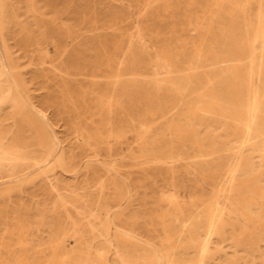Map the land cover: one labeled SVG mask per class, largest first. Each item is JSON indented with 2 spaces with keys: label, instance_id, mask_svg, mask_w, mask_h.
Here are the masks:
<instances>
[{
  "label": "rangeland",
  "instance_id": "1",
  "mask_svg": "<svg viewBox=\"0 0 264 264\" xmlns=\"http://www.w3.org/2000/svg\"><path fill=\"white\" fill-rule=\"evenodd\" d=\"M200 1L0 0V264H264L257 11Z\"/></svg>",
  "mask_w": 264,
  "mask_h": 264
},
{
  "label": "bare ground",
  "instance_id": "2",
  "mask_svg": "<svg viewBox=\"0 0 264 264\" xmlns=\"http://www.w3.org/2000/svg\"><path fill=\"white\" fill-rule=\"evenodd\" d=\"M148 1H149V0H148ZM152 1H153V0H152ZM201 1H202V0H201ZM201 1H200V2H201ZM234 1H235V0H234ZM236 1H237V0H236ZM236 1H235V2H236ZM240 1H241V0H240ZM242 1H243V0H242ZM247 1H250V0H247ZM154 2H156V1H154ZM173 2H174V1H173ZM181 2H182V1H181ZM219 2H220V0H219ZM223 2H224V1H223ZM251 2L254 3V5H255V7H256V10H255V9H254V10L257 11V12H255V13H256V17H255V18H256L257 21L254 22V23H256V26H255L254 31L252 30V31H253L252 37H254V39H253L254 43H253V45L251 46V48L248 50V54H249V57H251L252 63L250 62V59H249V62H250V63L252 64V66H253V63H254V65H255V58H256V55H257V54L255 53V51H256V46H257V45H256V41H257L258 39H262V40H263V41H262V42H263V47H264V18H263V17H264V0H252ZM152 3H153V2H152ZM175 3H176V2H175ZM216 3H217V2H216ZM230 3H231V2H230ZM240 3H241V2H240ZM145 4H146V3H145ZM156 4H157V2H156ZM242 4H243V3H242ZM159 5H160V4H159ZM161 5H162V4H161ZM217 5H219V4H217ZM245 5H247V4L245 3ZM250 5H251V4H250ZM254 5H252V7H253ZM231 6H232V4H231ZM236 6H238V4H236ZM141 7H142V6H141ZM144 7H145V6H144ZM215 7H216V6H215ZM241 7H242V5H241ZM244 8H247V7H244ZM219 9H220V8H219ZM239 9H241V8H239ZM239 9H238V10H239ZM247 9H248V8H247ZM251 9H252V8H251ZM11 10H12V9H11ZM220 10H221V9H220ZM232 10H233V9H232ZM243 10H244V9H243ZM248 10H249V9H248ZM212 11H213V10H212ZM221 11H222V10H221ZM245 11H246V9H245ZM249 11H250V10H249ZM209 12H210V11H209ZM234 12H236V10H235ZM210 13H211V12H210ZM223 13H224V11H223ZM226 13H227V12H226ZM231 13H233V12H231ZM241 13H242V12H241ZM229 14H230V13H229ZM234 14H235V13H234ZM213 15H214V13H213ZM242 15H243V14H242ZM246 15H247V14H245L244 16H246ZM205 16H206V15H205ZM209 16H211V15H209ZM216 16H217V15H216ZM239 16H240V15H239ZM239 16L237 15L238 18H239ZM247 16H248V15H247ZM207 17H208V15H207ZM229 17H230V16H229ZM249 17H250V14H249ZM213 18H214V17H213ZM251 18H252V16H251ZM251 18H250V20H251ZM231 19H232V21H234L233 24H234L236 27H238V24H239L240 22L238 23V21H236L234 18H231ZM236 19H237V18H236ZM239 19H240V18H239ZM245 19H246V17H245ZM245 19H244V20H245ZM211 20H212V19H211ZM211 20H210V21H211ZM240 20L242 21V19H240ZM253 20H254V19H253ZM203 21H205V20H203ZM206 21H207V20H206ZM206 21H205V22H206ZM232 21H231V22H232ZM254 21H255V20H254ZM212 22H213V21H212ZM220 22H221V21H220ZM246 22H247V21H246ZM21 23H22V22H21ZM208 23H209V22H208ZM218 23H219V22H218ZM209 24H210V23H209ZM244 24H245V23H244ZM248 25H249V24H248ZM208 26H209V25H208ZM211 26H212V25H211ZM230 26H231V25H230ZM235 26H234V27H235ZM202 27H203V26H202ZM228 27H229V25H228ZM234 27H233V28H234ZM247 27H248V26H247ZM247 27H246V28H247ZM249 27H250V26H249ZM205 28H206V27H205ZM242 28H243V27H242ZM202 29H203V28H202ZM219 29H220V28H219ZM222 29H223V27H222ZM224 29H225V28H224ZM252 29H253V28H252ZM227 30H228V29H227ZM244 30H245V29H244ZM206 31H207V30H206ZM208 31H209V30H208ZM208 31H207V32H208ZM218 31H219V30H218ZM224 31H225V30H224ZM230 31H231V30H230ZM242 31H243V30H242ZM252 31H251V32H252ZM209 32H210V31H209ZM225 32H227V31H225ZM233 32H235L234 29H233ZM248 32H249V31H248ZM228 33H229V32H228ZM230 33H231V32H230ZM230 33H229V34H230ZM244 33H245V32H244ZM249 33H250V32H249ZM208 34L210 35V33H208ZM234 35H235V34H234ZM247 35H248V33H247ZM204 36H205V35H204ZM221 36H223V35L221 34ZM227 36H228V35H227ZM230 37H231V36H230ZM248 37H249V36H248ZM204 38H205V37H204ZM220 38H221V37H220ZM222 38H223V37H222ZM233 38H235V36H234ZM233 38L231 37V39H233ZM242 38H243V37H242ZM242 38H241V39H242ZM224 39H226V38H224ZM237 39H238V38H237ZM237 39H236V41H239V39H238V40H237ZM203 40H204V39H203ZM205 40H206V39H205ZM219 40H220V39H219ZM226 40H227V39H226ZM228 40H230V39H228ZM245 40H247V39H245ZM232 41H234V40H232ZM223 42H224V40H223ZM248 42H249V41H248ZM200 43H201V42H200ZM227 43H228V42H227ZM243 43H244V42H243ZM243 43H242V44H243ZM201 44H202V43H201ZM211 44H212V43H211ZM239 44H240V43H239ZM251 44H252V43H251ZM251 44H250V45H251ZM212 45H213V44H212ZM234 45H235V44H234ZM236 45H237V44H236ZM199 46H200V44H199ZM204 46H205V44H204ZM244 46H245V45H244ZM196 47H197V46H196ZM225 47H226V46H225ZM231 47H233V45H232ZM239 47H240V46H239ZM242 47H243V45H242ZM197 48H198V47H197ZM201 48H202V47H201ZM205 48H206V47H204V49H205ZM213 48H214V47H213ZM229 48H230V46H229ZM245 48H246V47H245ZM194 49H195V48H194ZM230 49H231V48H230ZM233 49H234V48H233ZM233 49H231V51H233ZM235 49H236V46H235ZM235 49H234V50H235ZM237 49H238V48H237ZM199 50H201V49H199ZM199 50H197V51H199ZM205 50H206V49H205ZM219 50H220V49H219ZM238 50H239V49H238ZM238 50H236L237 53L239 52ZM202 51H203V50H202ZM209 51H210V50H209ZM214 51H216V50H214ZM214 51H213V52H214ZM241 51H242V50H241ZM241 51H240V52H241ZM195 53H196V52H195ZM233 53H235V52H233ZM237 53H236V54H237ZM241 53H242V52H241ZM215 54H216V53H215ZM215 54H214V55H215ZM229 54H230V53H229ZM183 55H184V54H183ZM191 55H192V54H191ZM199 55L201 56L200 52H198L197 56L199 57ZM203 55H204V53H203ZM203 55H202V56H203ZM150 56H151V55H150ZM189 56H190V55L188 54V57H189ZM192 56H194V54H193ZM192 56H191V57H192ZM258 56L262 58V59L260 58V59H261V62H264V49L261 50V52L259 53ZM183 57H184V56H183ZM188 57L186 56L187 59H189ZM194 57H195V56H194ZM203 57H204V56H203ZM208 57H209V56H208ZM167 58H168V57H167ZM186 58H185V59H186ZM199 58H201V57H199ZM222 58H223V57H222ZM237 58H238V56H237ZM239 58H240L242 61H243V59H244L243 56H242V54H240ZM242 58H243V59H242ZM187 59H186V60H187ZM144 60H146V59H144ZM192 60L195 61L194 59H192ZM197 60H199V59H197ZM233 60H234V59H233ZM134 61H135V60H134ZM182 61H183V60H182ZM200 61H201V60H200ZM200 61H199V62H200ZM206 61L208 62L207 59H206ZM206 61H205V62H206ZM217 61H218V59H217ZM239 61H240V60H239ZM247 61H248V60H247ZM197 62H198V61H197ZM218 62H219V61H218ZM135 63H136V62H135ZM200 63H201V62H200ZM203 63H204V61H203ZM210 63H211V62H210ZM212 63L214 64V62H212ZM215 63H216V60H215ZM184 64H185V63H184ZM192 64H193V63H192ZM206 64H208V63H206ZM234 64H237V63H234ZM244 64H245V63H244ZM155 65H156V64H155ZM195 65H196V63H195ZM195 65H194V66H195ZM215 65H217V64H215ZM215 65H214V67H215ZM159 66H160V65H159ZM159 66H158V67H159ZM192 66H193V65H192ZM198 66H200V65H198ZM242 66H243V65H241L240 68H242ZM250 66H251V65H250ZM233 67H234V66H233ZM233 67H232V68H233ZM235 67H236V65H235ZM246 67H248V62H247V66H246ZM263 67H264V66H262V68H263ZM130 68H131V66H130ZM191 68H192V67H191ZM237 68H238V67H237ZM160 69H161V68H160ZM218 69H219V68H218ZM218 69H217V70H218ZM220 69H221V68H220ZM220 69H219V71H220ZM235 69H236V68H235ZM235 69H233V70H235ZM245 69H246V68H245ZM215 70H216V69H215ZM222 70H223V69H222ZM240 70H241V69H240ZM250 70H251V69H250ZM252 70H253V69H252ZM259 70H260V69H259ZM198 71H199V70H198ZM204 71H205V70H204ZM253 71H254V70H253ZM130 72H131V71H130ZM132 72H133V71H132ZM162 72H163V71H162ZM222 72H223V71H222ZM226 72H227V71H225V73H226ZM234 72H236V70H235ZM249 72H250V71H249ZM258 72H259V71H258ZM196 73H197V72H196ZM196 73H195V74H196ZM214 73H215V71H214L212 74H214ZM260 73H261V72H260ZM260 73H259V75H260ZM195 74H194V75H195ZM200 74H201V73H200ZM203 74H204V73H203ZM209 74H210V72H209ZM222 74H223V73H222ZM241 74H243V72H242ZM246 74H247V73H246ZM249 74H250V73H249ZM198 75H199V74H198ZM201 75H202V74H201ZM201 75H200V76H201ZM204 75H205V74H204ZM204 75H203V76H204ZM230 75H231V73H230ZM233 75H240V74L237 73V74H233ZM233 75H232V76H233ZM254 75H255V74H254ZM254 75H253V77H254ZM218 76H219V75H218ZM221 76H222V75H221ZM227 76H228V74H227ZM232 76H230V77H232ZM194 77H195V76H194ZM206 77H207V75H206ZM206 77H205V79H206ZM219 77H220V76H219ZM224 77H226V76H224ZM236 77H237V76H236ZM251 77H252V76H251ZM258 77H259V76H258ZM203 78H204V77H203ZM203 78H202V79H203ZM208 78H209V77H208ZM237 78L241 79L240 77H237ZM247 78H248V77H247ZM254 78H255V77H254ZM169 79H170V78H169ZM233 79H234V76H233ZM233 79H232V80H233ZM249 79H250V78H249ZM249 79H248V80H249ZM184 80H185V79H184ZM189 80H190V79H189ZM189 80H188V81H189ZM194 80H195V79H194ZM220 80H221V79H220ZM220 80H218L219 83H220ZM224 80H225V79H223V81H224ZM229 80H230V79H229ZM251 80H253V78H251ZM188 81H187V83H188ZM207 81H208V80H207ZM249 81H250V80H249ZM249 81H248V82H249ZM135 82H136V81H135ZM185 82H186V81H185ZM185 82H184V83H185ZM204 82H205V81H204ZM210 82H211V81H210ZM210 82H209V83H210ZM216 82H217V80H216ZM221 82H222V81H221ZM235 82H236V84H237V81H235ZM250 82H251V81H250ZM250 82H249V83H250ZM252 82H254V81H252ZM136 83H137V82H136ZM197 83H198V82H197ZM211 83H212V82H211ZM239 83H240V82H239ZM249 83L247 84V85H248V88H249V92H253V93H254V88H255V87L252 88L251 84H249ZM201 84H202V83H201ZM222 84H223V83H222ZM236 84H234V85L236 86ZM252 84L255 85V82L252 83ZM141 85H142V83H141ZM198 85H199V84H198ZM247 85H246V86H247ZM188 86H189V85H188ZM188 86H187V87H188ZM190 86H191V85H190ZM224 86H225V85H224ZM226 86H227V85H226ZM232 86H233V85H232ZM232 86H230V88H231ZM235 86H234V87H235ZM255 86H256V85H255ZM185 87H186V86H185ZM187 87H186V88H187ZM207 87H208V85H207ZM209 87H210V86H209ZM259 87H260V86H259ZM205 88H206V87H205ZM212 88H213V86H212ZM224 88H225V87H224ZM237 88H238V87H237ZM237 88H236V90H237ZM239 88H240V87H239ZM141 89H142V88H140V90H141ZM143 89H144V88H143ZM187 89H188V88H187ZM255 89H257V88H255ZM263 89H264V87H263ZM263 89H262V90H263ZM190 90H191V89H190ZM194 90H195V89H194ZM236 90H235V91H236ZM238 90H239V89H238ZM143 91H144V90H143ZM145 91H146V90H145ZM145 91H144V92H145ZM227 91H228V90H227ZM257 91H258V89H257ZM147 92H148V91H147ZM147 92H146V93H147ZM201 92H202V91H201ZM209 92H211V90H210ZM213 92H214L213 94L211 93V97H212V95L215 96V95H214V94H215V91H213ZM232 92H233V89H232ZM239 92H240V91H239ZM247 92H248V91H247ZM258 92H259V91H258ZM196 93H197V91H196ZM202 93H203V92H202ZM237 93H238V92H237ZM205 94H206V92H205ZM208 94H209V93H208ZM220 94H221V93H220ZM222 94L224 95V93H222ZM227 94H228V93H227ZM249 94H250V93H249ZM152 95H153V93H152ZM199 95H200V94H198V96H199ZM209 95H210V94H209ZM230 95H231V97H233L232 94H230ZM230 95H228V96H230ZM235 95H236V94H235ZM237 95H238V94H237ZM237 95H236V96H237ZM244 95L246 96V94H244ZM258 95H259V93H258ZM150 96H151V95H150ZM262 96H263V95H262ZM151 97H152V96H151ZM154 97H155V96H154ZM218 97H219V96H218ZM237 97H238V96H237ZM255 97H256V96H255ZM255 97H254V101H256V100L258 99V98H257V99L255 100ZM263 97H264V96H263ZM202 98H203V97H202ZM216 98H217V97H216ZM221 98H222V97H221ZM233 98H235V97H233ZM238 98H239V97H238ZM259 98H262V97H259ZM158 99H159V98H158ZM206 99H208V98H206ZM212 99H213V102H214V98H212ZM222 99H223V98H222ZM227 99H228V98H227ZM246 99H248V97H247ZM263 99H264V98H263ZM159 100H160V99H159ZM201 100H202V99H201ZM203 100H204V99H203ZM209 100H210V97H209ZM209 100H208V102H209ZM252 100H253V99H252ZM258 100H259V99H258ZM217 101H218V100H217ZM217 101H216V102H217ZM227 101H228V100H227ZM232 101H234V99H232ZM248 101H249V100H248ZM254 101H251V100H250V102H252L251 104H253ZM213 102H212V103H213ZM234 102H235V101H234ZM238 102H239V101H238ZM238 102H235V103L237 104ZM250 102H249V103H250ZM218 103H219L220 106L222 105V104H220V102H218ZM230 103H231V102H230ZM235 103H234V104H235ZM251 104H250L251 107H250V106H249V107H250V110H251V109L253 110V107H252ZM260 104H262V103L260 102ZM247 105H248V104H247ZM228 106H229V105H228ZM228 106H227V107H228ZM230 106H231V105H230ZM232 106H234V105H232ZM240 106H241V105H239L238 107H240ZM165 107H166V106H165ZM221 107H222V106H221ZM236 107H237V106H235V108H236ZM242 107H243V106H242ZM257 107H258V106L256 105V108H257ZM259 107H260V106H259ZM219 108H220V107H219ZM157 109H158V108H157ZM166 109H167V108H166ZM229 109H231V107H229ZM236 109H237V108H236ZM236 109H235V110H236ZM239 109L242 110L241 108H239ZM245 109H246V111H247V108H245ZM260 109H261V108H260ZM209 110H210V109H209ZM211 110H212V109H211ZM254 110H255V109H254ZM168 111H169V110H168ZM230 111H231V110H230ZM237 111H238V110H237ZM242 111H243V110H242ZM255 111H256V110H255ZM240 112H241V111H240ZM249 112H250V111H249ZM230 113H232V112H230ZM236 113H237V112H236ZM236 113H235V114H236ZM246 113H247V112H246ZM246 113H245V114H246ZM250 113H251V112H250ZM253 113H254V111H253ZM256 113H257V112H256ZM258 113H259V112H258ZM261 113H262V111H261ZM193 114H194V113H193ZM235 114L233 113V116H235ZM263 114H264V113H263ZM194 115H195V114H194ZM194 115H193V116H194ZM237 115H240V114H237ZM241 115H242L241 117H243L244 114L241 112ZM248 115H249V114L247 113V117H250V116H251V114H250V116H248ZM195 116H196V115H195ZM230 116H231V115H230ZM254 116H255V115H254ZM257 116H258V115H257ZM261 116H262V115H261ZM208 117H210V116H208ZM239 117H240V116H239ZM239 117H238V118H239ZM195 118H196V117H195ZM232 118H233V117H232ZM232 118H231V119H232ZM245 118H246V117H245ZM257 118H258V117H257ZM260 118H261V117H260ZM246 119H247V118H246ZM251 119H252V118H251ZM255 119H256V118H255ZM255 119H254V120H255ZM232 120H235V119L233 118ZM238 120H239V119H238ZM242 120H244V117H243ZM242 120H241V121H242ZM254 120H253V121H254ZM251 121H252V120H251ZM260 121L262 122L261 119H260ZM231 122H233V121H231ZM249 122H250V121H249ZM233 123L235 124L236 121L233 122ZM230 124H231V123H230ZM253 124H254V123H253ZM262 124H263V123H262ZM247 125H248L247 123L244 124V126H247ZM249 125H250V124H249ZM251 125H252V124H251ZM263 125H264V124H263ZM235 126H236V125H235ZM237 126H238V125H237ZM252 126H253V125H252ZM247 128H248V126H247ZM256 128H257V127H256ZM256 128H254V129H256ZM244 129H245V128H244ZM248 129H251V126H250ZM248 129H247V130H248ZM110 130H111V129H110ZM261 130H262V129H261ZM111 131H112V130H111ZM252 131H253V130H252ZM252 131H251V132H252ZM108 132H109V131H108ZM245 132H247V131H245ZM254 132H255V131H254ZM87 133H88V132H87ZM143 133H144V132H143ZM159 133H160V132H159ZM247 133H250V132H247ZM245 134H246V133H244V135H245ZM102 136H103V135H102ZM143 136H144V135H143ZM247 136H248V135H247ZM259 136H260V135H259ZM261 136H262V135H261ZM84 137H85V136H84ZM86 137H87V136H86ZM237 138H238V137H237ZM246 138H247L248 140H251V138H250V139H249L248 137H246ZM139 139H140V138H139ZM244 140H245V144H246V141H248V140L245 139V136H244L243 142H244ZM241 141H242V140H241ZM141 142H142V140H141ZM241 143H242V142H241ZM247 143H248V142H247ZM159 146H160V144H159ZM168 146H169V145H168ZM173 146H174V145H173ZM243 146H245L244 143H243ZM177 147H178V146H177ZM245 147H246V146H245ZM15 148H16V147H15ZM160 148H161V147H160ZM171 148H172V147H171ZM151 149H152V148H151ZM155 149H157V148H155ZM13 150H14V149H13ZM16 150H17V149H16ZM42 150H43V149H42ZM26 151H27V150H26ZM170 151H171V150H170ZM13 152H14V151H13ZM238 153H239V152H238ZM18 154H19V153H18ZM173 154H174V153H173ZM9 155H10V154H9ZM21 155H22V154H21ZM24 156H25V155H24ZM238 159H239V158H238ZM240 160H241V159H240ZM21 164H22V162H21ZM241 164H242V163H241ZM239 165H240V164H239ZM236 180H237V178H236ZM231 183H232V184L234 183V182H233V179H232V182H231ZM222 184H223V183H222ZM230 186H231V185H230ZM228 188H229V187H228ZM231 188H232V186H231ZM231 188H230V189H231ZM218 190H219V189H218ZM222 190H227V189H222ZM233 190H234V189H233ZM219 191H220V190H219ZM221 192H222V191H221ZM223 192H224V191H223ZM227 192H228V191H227ZM219 194H220V192H219ZM229 194H230V192H229ZM216 196H217V195H216ZM252 196H253V195H252ZM173 197H174V195H173ZM214 197H215V196H214ZM220 197H221V196H220ZM169 198H170V197H169ZM231 198H232V197H231ZM171 200H172V199H171ZM230 200H232V199H230ZM230 200H228V202H229ZM214 201H216V200H214ZM214 201H213V202H214ZM171 202H172V201H171ZM211 202H212V200H211ZM217 202H218V201H217ZM217 202H216V203H217ZM216 203H215V204H216ZM232 203H233V202H232ZM232 203H231V204H232ZM235 203H236V202H235ZM239 203H240V202H239ZM209 204H210V203H209ZM217 204L219 205V203H217ZM217 204H216V205H217ZM237 204H238V202H237ZM205 205H206V204H205ZM205 205H204V206H205ZM213 205H214V204H212V207H211L212 209H213ZM240 205H241V204H239V206H240ZM206 206L208 207V204H207ZM214 207H215V206H214ZM228 207H229V206H228ZM237 207H238V205H237ZM240 207H241V206H240ZM217 208H218V207H217ZM203 209H204V208H203ZM203 209H201V210H203ZM212 209H210V210H212ZM208 210H209V209H208ZM212 211H213V210H212ZM212 211H211V212H212ZM215 211H216V210H215ZM211 212L209 211V215H210ZM216 212H217V211H216ZM223 212H224V211H223ZM212 213H214V212H212ZM181 214H182V213H181ZM189 214H190V213H189ZM218 214H220L219 211H218ZM243 214H244V213H243ZM187 215H188V214H187ZM211 215H212V214H211ZM215 215H216V214H215ZM220 215H222V214H220ZM196 216H197V215H195V217H196ZM212 216H213V215H212ZM182 218H184V217L182 216ZM191 218H192V217H191ZM193 218H194V217H193ZM206 219H207V218H206ZM219 219H220V218H219ZM221 219H222V217H221ZM181 220H182V219H181ZM185 220H186V219H185ZM191 220H192V219H191ZM211 220H212V217H211ZM222 221H223V220H222ZM222 221H221V223H222ZM195 222H196V221H195ZM210 222H211V221H210ZM217 222H219V221H217ZM196 223H197V222H196ZM213 223H215V222L213 221ZM209 225H210V224H209ZM209 225H208V226H209ZM221 225H222V224H221ZM211 226H212V225H211ZM213 226H214V225H213ZM209 228H210V226H209ZM211 228H212V227H211ZM211 228H210V229H211ZM210 229H209V230H210ZM214 229H215V227H214ZM214 229H213V230H214ZM213 232H214V231H213ZM217 232H218V231H217ZM206 233H207V232H206ZM209 234H210V233H209ZM59 236H60V235H59ZM208 236H209V235H208ZM62 240H63V239H62ZM58 241H59V240H58ZM59 242H60V241H59ZM20 244H21V243H20ZM59 244H60V243H59ZM59 244H58V245H59ZM63 245H65V244H63ZM22 247H23V246H22ZM51 247H52V246H51ZM58 247H59V246H58ZM58 247H57V248H58ZM62 247H63V246H62ZM62 247H61V248H62ZM26 249H27V248H26ZM52 250H53V249H52ZM59 250H60V249H59ZM104 250H105V249H104ZM25 251H26V250H25ZM49 251H50V250H49ZM72 251H73V250H72ZM98 251H99V250H98ZM21 252H22V251H21ZM47 253H48V252H47ZM53 253H54V252H53ZM24 254H25V252H24ZM100 255H101V253H100ZM44 256H45V254H44ZM55 256H56V255H55ZM51 257H52V256H51ZM22 258H24V256H23ZM52 258H53V257H52ZM54 258H55V257H54ZM61 258H62V257H61ZM64 258H66V257L64 256ZM64 258H63V260H64ZM96 258H97V257H96ZM103 258H104V256H103ZM30 259H31V258H30ZM59 259H60V258H59ZM97 259L99 260V258H97ZM31 260H32V259H31ZM67 260H69V259H67ZM67 260H66V261H67ZM70 260H71V259H70ZM73 260H74V259H73ZM104 260H105V259H104ZM104 260H103V262H104ZM39 261H40V260H39ZM60 261H62V260L60 259ZM60 261H59V262H60ZM106 261H107V260H106ZM19 262H20V261H19ZM19 262H18V263H19ZM42 262H43V261H42ZM42 262H41V263H42ZM50 262H51V261H50ZM57 262H58V261H57ZM72 263H73V262H72ZM20 264H21V263H20ZM25 264H26V263H25ZM43 264H45V263H43ZM51 264H53V263H51Z\"/></svg>",
  "mask_w": 264,
  "mask_h": 264
}]
</instances>
